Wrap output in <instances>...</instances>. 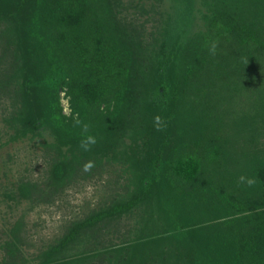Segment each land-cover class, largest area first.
<instances>
[{
    "label": "trees",
    "instance_id": "obj_1",
    "mask_svg": "<svg viewBox=\"0 0 264 264\" xmlns=\"http://www.w3.org/2000/svg\"><path fill=\"white\" fill-rule=\"evenodd\" d=\"M0 2L17 3L14 21L37 42L20 84L11 82L15 70L0 71V99L34 101L21 131L54 137V178L76 166L89 173L101 163L90 153L115 150L127 127L141 137L136 191L75 221L58 245L157 192L166 226L154 242H167L172 264H264V0H207L203 27L182 39L180 24L191 12L184 11L164 29L142 75L132 71L107 0ZM1 33L15 54L13 29ZM177 43L187 46L185 55ZM183 122L192 124L187 133ZM63 146L79 154L62 156ZM22 181V192L50 193Z\"/></svg>",
    "mask_w": 264,
    "mask_h": 264
},
{
    "label": "rangeland",
    "instance_id": "obj_2",
    "mask_svg": "<svg viewBox=\"0 0 264 264\" xmlns=\"http://www.w3.org/2000/svg\"><path fill=\"white\" fill-rule=\"evenodd\" d=\"M107 1L129 43L132 71L141 70L140 75L148 72L150 57L164 29L176 27L177 17L190 10L185 16L186 21L183 19L180 24V28H187L180 34L182 39L194 35L203 27L208 4L207 0ZM16 5V2H0V35L2 29H13L14 40L18 43L13 54L15 43L8 45L0 39V71L12 69V73L15 70L14 77L8 78L12 83L20 84L23 68L28 67L27 61L37 54V42L31 37V31H22L21 22L14 21L12 13ZM28 9L25 7L26 12ZM25 21L24 15L22 23ZM174 50L180 56L185 55L187 46L177 43ZM2 96L0 264H172L167 242L162 241L161 245L154 242L155 234L159 232L161 236L166 226V214L157 199V192L127 211L105 216L94 225L83 227L64 245H58L75 221L115 202L125 201L136 191L140 174L136 160L143 154L139 135L127 127L120 132L115 150L105 149L102 155L90 153L101 160V163L95 162L93 170L84 174L83 169L76 166L58 180L52 175V163L57 153L52 144L54 137L47 133L39 135L29 131L24 134L21 131L23 123L20 119L25 112L29 114L34 101L28 96L26 100L7 93ZM61 100L64 110L68 111L67 98L62 96ZM131 111L135 112L133 108ZM187 126L192 127V124L185 126L183 122L180 128L183 133L189 132ZM62 148V156L71 158L72 154H79L77 150L71 152L65 146ZM24 179L37 182L42 192L50 193L38 197L32 191L22 192ZM131 248L134 253L130 252Z\"/></svg>",
    "mask_w": 264,
    "mask_h": 264
},
{
    "label": "clouds",
    "instance_id": "obj_3",
    "mask_svg": "<svg viewBox=\"0 0 264 264\" xmlns=\"http://www.w3.org/2000/svg\"><path fill=\"white\" fill-rule=\"evenodd\" d=\"M210 51H212V52L214 53V46H213V48L210 49ZM85 127H86V126H85ZM95 142H96V141H95L94 138H92V137H89V138H88V144H95ZM82 147H85V150H88L87 145L84 144L83 142H82ZM91 166H92V165H91V162H90L89 164H86V165H85V170L87 171Z\"/></svg>",
    "mask_w": 264,
    "mask_h": 264
}]
</instances>
